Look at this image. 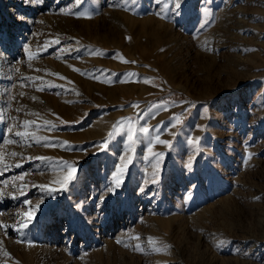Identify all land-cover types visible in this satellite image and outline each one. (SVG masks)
Instances as JSON below:
<instances>
[{
  "label": "rangeland",
  "instance_id": "rangeland-1",
  "mask_svg": "<svg viewBox=\"0 0 264 264\" xmlns=\"http://www.w3.org/2000/svg\"><path fill=\"white\" fill-rule=\"evenodd\" d=\"M176 2L0 0V264H264V0Z\"/></svg>",
  "mask_w": 264,
  "mask_h": 264
},
{
  "label": "snow or ice",
  "instance_id": "snow-or-ice-1",
  "mask_svg": "<svg viewBox=\"0 0 264 264\" xmlns=\"http://www.w3.org/2000/svg\"><path fill=\"white\" fill-rule=\"evenodd\" d=\"M172 6L175 7L176 9H179V7H180L179 0H177V2H176L175 4H173ZM54 43L59 44V43H60V40L57 39V40L54 41ZM57 75H59V74H57ZM94 78H95V77H94ZM33 99H35V97H33ZM161 106H163V105H161ZM177 122H179V121H177ZM27 123H30V122L26 121L25 124H27ZM45 124H50V122H47V121H46ZM37 127H39V125H38ZM140 131H141L142 133H144V134H149L151 131H156V130H155V129H151V130H150L148 127H142V128L140 129ZM15 135H16V136H19V137H24L25 134L22 133V132H17V133H15ZM112 135H113V133H109V138H111ZM129 139H132V137L129 136ZM155 139H156V140H159V134H157V136L155 137ZM25 142L27 143V140H25ZM32 142H33V143H37V144H41L42 146H55V145L50 144L49 141H48V138H45V137H39V139H35V138L33 137V138H32ZM159 142L164 143V144H170L169 141H163V140H161V141H159ZM195 142L198 143V139H197V141H195ZM106 145H107V141L104 142V146H105V147H106ZM29 146H30V144H29ZM64 146H65V147L68 146L67 142H64ZM13 155H17V153H13ZM158 155L162 157V156H163V153H160V154H158ZM36 158H37V159H47L46 157H36ZM17 166H19V165H17ZM59 166H61V167L65 168V169H67V175L65 176V178L63 179V181L60 182V184H61V189H64V188H66L67 185H68V184H69V183L75 178L76 173H77V169H76L75 167H72L71 165H69L67 162H65V161H63V160H60V161H59ZM187 167H188L189 169L192 167L191 162L188 163ZM120 171L123 172V168H121ZM117 183H119V182H117ZM153 183H155V180L153 181ZM41 187H44L46 191H49V193L53 190V189L50 188V186H41ZM114 190H115L114 188H110V189H109V191H114ZM141 191H143V189H141ZM13 198H15V197H13ZM26 215L30 218L31 215H32V213L29 212V213H27ZM24 226H26V225H24ZM118 242H119V241H118ZM139 250L142 251L143 249H139ZM159 250H160V249H157V251H159Z\"/></svg>",
  "mask_w": 264,
  "mask_h": 264
}]
</instances>
